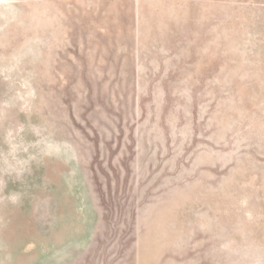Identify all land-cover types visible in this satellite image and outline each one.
I'll list each match as a JSON object with an SVG mask.
<instances>
[{
  "label": "rangeland",
  "instance_id": "rangeland-1",
  "mask_svg": "<svg viewBox=\"0 0 264 264\" xmlns=\"http://www.w3.org/2000/svg\"><path fill=\"white\" fill-rule=\"evenodd\" d=\"M0 264H264V0H0Z\"/></svg>",
  "mask_w": 264,
  "mask_h": 264
}]
</instances>
